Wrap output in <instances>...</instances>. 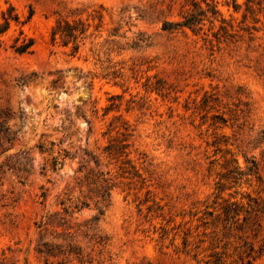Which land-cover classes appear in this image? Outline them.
I'll return each mask as SVG.
<instances>
[{
    "label": "rangeland",
    "instance_id": "1",
    "mask_svg": "<svg viewBox=\"0 0 264 264\" xmlns=\"http://www.w3.org/2000/svg\"><path fill=\"white\" fill-rule=\"evenodd\" d=\"M10 2L0 264H264V0ZM65 18L90 25L78 51Z\"/></svg>",
    "mask_w": 264,
    "mask_h": 264
},
{
    "label": "trees",
    "instance_id": "2",
    "mask_svg": "<svg viewBox=\"0 0 264 264\" xmlns=\"http://www.w3.org/2000/svg\"><path fill=\"white\" fill-rule=\"evenodd\" d=\"M2 1L7 4L6 8L3 7ZM23 24L21 21L19 13L16 11L15 6L10 2V0H0V37L8 33V31L11 29L13 25H19ZM195 23L190 19L187 18L184 22H177V23H169L166 24L165 29H172L176 28L180 25H187L192 27ZM89 24L85 23L81 19H60L57 21V24L53 27L52 35L53 39L60 38L64 45H68L70 43H73L75 51H78L80 48L79 41L80 39H85L87 36V32L89 30ZM34 45V40L30 37H27L23 30H21L20 34L15 37L14 43L12 44V48L19 54H25L30 53L32 51ZM26 80L24 77L20 79V84H25ZM11 116L10 111H3L0 110V155L5 153L10 148H13L15 146V140L16 138L12 136L11 127L8 125V119ZM90 123V122H89ZM55 144V143H53ZM129 146V144L125 140H120L118 144H109L106 146L105 150L108 153V156L113 155L114 150L117 149V153H120L119 155L126 154V149ZM39 148L41 152H45L48 149L44 147V145H39ZM18 153V152H17ZM26 153V151L24 152ZM130 161L129 159L127 160ZM58 165H63L62 161H59L57 157H53L51 168L53 170L58 169ZM3 165H0V170ZM45 169H47V164L44 166ZM42 196L44 197V200L47 197L46 192L42 193ZM72 198L70 197L67 199L69 202L62 201L61 204L64 205V211L68 214L74 213L73 210H70V208L73 205ZM83 204L84 201L82 202ZM235 204V203H231ZM75 208H78V205L74 206ZM102 213V212H101ZM48 225V222L41 223L39 226L46 228ZM40 245L44 246V249H39L40 252L46 251L47 253H52L50 244L46 242H41Z\"/></svg>",
    "mask_w": 264,
    "mask_h": 264
}]
</instances>
